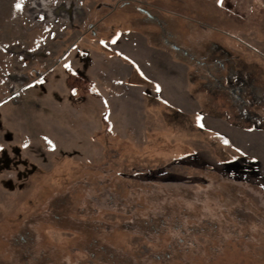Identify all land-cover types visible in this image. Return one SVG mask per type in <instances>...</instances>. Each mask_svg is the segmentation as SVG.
<instances>
[{
  "label": "rangeland",
  "instance_id": "1",
  "mask_svg": "<svg viewBox=\"0 0 264 264\" xmlns=\"http://www.w3.org/2000/svg\"><path fill=\"white\" fill-rule=\"evenodd\" d=\"M0 145V264H111L88 253L80 231L9 219L54 197L40 183L74 163L90 171L71 193L76 205L91 188L108 195L110 173L125 184L109 187L115 205L94 217L109 225L97 238L122 253L186 264L156 257L168 239L145 238L117 205L129 204L131 188L176 176L191 184L173 187L205 195L186 228L211 226L186 259L264 264L260 221L229 236L196 218L221 207L233 216L232 181L264 198V0H0ZM137 200L143 216L155 210L143 191Z\"/></svg>",
  "mask_w": 264,
  "mask_h": 264
},
{
  "label": "trees",
  "instance_id": "2",
  "mask_svg": "<svg viewBox=\"0 0 264 264\" xmlns=\"http://www.w3.org/2000/svg\"><path fill=\"white\" fill-rule=\"evenodd\" d=\"M135 153L140 154L136 152V150ZM88 165L89 164L74 163V170L71 173L57 177V179L53 181H45L43 183H40V191H45L46 187H49L54 197H48L47 199H45V201H40L35 197V203L32 204H30L29 199V203H27L28 205L26 204L27 207H25L22 212L17 214V217H10L9 219L11 221H14L18 219V216L23 215L25 216V221L27 223L40 221L46 223H54L55 225H58L60 227L66 229L70 228L73 230L80 231L81 233H84V231L87 230H94L95 232H97V230L102 229L104 231L108 225L103 222L95 221V219L93 220V218L97 215V212L98 210H100L101 206H107L108 209H110V206L115 205V202L111 200L113 194L112 190H109V187H111L113 183H115L119 187L125 186V184L121 183L119 179L118 181H113L112 179L110 180V177L112 178V176L114 175L113 173H110L111 176L109 177V179L102 181V186L105 188V192H109L108 195H95L91 193V188L89 189V194L87 195V197H84L83 200L80 202V205H76V203L72 201L71 193H74L78 190L79 186L85 184V175L90 173ZM132 169L135 168L132 167ZM175 178L173 181H181V178ZM169 179L170 178L164 181L156 179L155 182H168L170 181ZM131 189L137 192L136 194L134 193L135 195H133V197H130L128 199L129 204H117L119 206V210L127 211L128 214H130V216L132 217L133 221L131 223L135 225H131L130 223V226H134L140 229L141 234L145 238H148L150 241H159L160 238L168 239L166 243L162 244V246L167 250H170L171 248L173 249V247H176L178 246V244H180L179 240H181V237L185 236L183 234V231H191L190 237L192 240L195 241L197 233H200V230H197L198 227L186 228V223L184 221L187 216H190L189 214L191 210L190 208L188 209V207L184 205L181 198H175L171 200L172 197L170 196L171 198L167 199L175 201L174 205L166 204L161 207L160 209L162 210L158 212L156 205L157 201L159 200L158 197L160 196L158 195L155 186L151 187L150 189L137 187ZM140 191H143V193H145L147 197V201L149 200L151 204L155 206V210H153V212L150 213L148 216H143L136 210V203L138 201L137 196L138 192ZM39 195H41L40 192ZM173 208L178 211H175L176 214L175 212H172ZM60 210H62V215L59 212ZM223 219L224 224L227 228L225 230L227 232L225 235L231 236L233 232V228L231 226L233 223L229 220V218ZM9 226L10 225L2 224L4 230H6V228H9ZM170 231H173L174 234H169ZM94 236L96 237V234H94ZM84 242L87 250H91L92 252L97 251L95 258H99L100 261H107L111 264H150L148 261V257L138 259L132 255L122 253L121 251L113 247L110 243H106L105 249L101 250L103 242L98 239L95 241V243L93 240L91 241L90 239L84 240ZM19 254L21 255L22 261H29L28 257L30 256V254L25 249L24 251H21V253L19 252Z\"/></svg>",
  "mask_w": 264,
  "mask_h": 264
},
{
  "label": "flooded vegetation",
  "instance_id": "3",
  "mask_svg": "<svg viewBox=\"0 0 264 264\" xmlns=\"http://www.w3.org/2000/svg\"><path fill=\"white\" fill-rule=\"evenodd\" d=\"M150 19L152 20V18H149V20ZM38 74H39V76L43 75V73H38ZM219 79L220 78H217V80H219ZM213 86H214L215 89H217V88L221 87L222 85H221V83H219V84L214 83ZM256 90H255V93L258 94V92ZM174 182L180 183V184H182V183L183 184H187L188 186H190V184H191V183H187V182H183V181L162 182V185L161 184H159V185L158 184H154V186L156 187V191L158 192V195L160 196V197H158L159 200L157 201V205H156L158 212H160L162 210L160 208L163 207L166 204H171V205L173 204L174 205L175 201H171V200H173L175 198H181V200L183 201L184 205L187 206L188 209H189V206H190L191 212L194 211L195 207H198L199 209H201L203 207V204H205L206 201L204 200L205 199L204 198L205 195L202 194L201 190H200L201 193L200 192L196 193V192L193 191V189H191L190 187H186L184 185H181L179 187H173L172 185L174 184ZM246 187H245V185L242 182L232 181V185H231V189H230V192H231L230 193V198L232 199V197H239L238 198L239 199V204L234 205V206L231 205L232 206V210L230 211V214H232L233 216H229L228 217L229 220L232 221V223H233L232 226H231L233 228L232 235H235V236L237 234H239L243 230V225L246 224L245 222H250L252 225H254V223H256V221L257 222L260 221L264 225V206H262V204H264V203H262V200H264V198H262L260 196L257 199H253V197H251L252 195L250 194L249 189L246 188ZM137 188H142V187H137ZM243 188H245V189H243ZM167 198H171V200H168ZM252 199L256 200L257 202H259L257 204L259 205V207L260 206L261 207L257 208L256 207L257 205L254 204ZM72 201L74 203L76 202L73 199H72ZM175 211L178 212L175 208H173L172 212H175ZM218 211H220L219 214L217 215V217H214V218L213 217H209V218L202 217L201 215L200 216H196L195 215V216H196L198 221L201 220V221L206 222V223L207 222H211V224H214L213 225V229H214V227L216 228L214 230L216 233L217 232L218 233L219 232L220 233L221 232H225L226 233L225 230L227 228H226V225L224 224V221H223L224 220L223 218H227V216L224 213V211H226V210H223L222 207H221L220 209H218ZM59 212L62 215V210H60ZM176 212H175V214H176ZM247 214H254L255 217L253 219H251L250 216L247 215ZM94 219L95 218H93V220ZM95 221L103 222V221H100V220H97V219H95ZM132 221H130V223ZM131 225H135V224L131 223ZM209 226L200 225V226H196V227H198L197 230L201 231V229L202 230L203 229L208 230ZM187 228H195V227H187ZM105 231H106V229L104 231L102 229H99V230H97V232H95L94 230H87V231H84V233H82V234L85 236L84 237L85 240L90 239L91 241L93 240L94 243H95V241L97 239L98 240L100 239V238H97V235L102 234ZM94 234H96V237L94 236ZM169 234H174V233H173V231H170ZM183 234L185 236L181 237V240H179L180 244H178V246L173 247V249L171 248L170 250H167L166 248L163 247L162 251L156 253L157 254L156 257L161 258L163 256V258L167 259V258H172L174 255H177V256L183 257L182 259H184L186 261V264H191L190 261H188L186 258L188 257L187 254L195 253L194 247L196 246V239H195V241L191 239V237H190L191 231H189V230H187L186 232L183 231ZM184 237H185L186 240L184 239ZM100 241L103 242V246L101 247V250H104L105 249V244L108 243V242L102 241V240H100ZM87 251L95 259L97 251L96 252H92L91 250H87ZM240 264H242V263H240Z\"/></svg>",
  "mask_w": 264,
  "mask_h": 264
},
{
  "label": "snow or ice",
  "instance_id": "4",
  "mask_svg": "<svg viewBox=\"0 0 264 264\" xmlns=\"http://www.w3.org/2000/svg\"><path fill=\"white\" fill-rule=\"evenodd\" d=\"M217 3H218V4H219V3H222V0H217ZM16 7H17V8H20L21 5L18 3V4H16ZM113 42L115 43V41H113ZM65 67H69V66H68V65H65ZM196 119H197V121H199L201 118H200L199 116H197ZM201 127H203V125H201ZM45 139L47 140L46 137H45ZM48 143H49L50 145H52V141L48 140ZM225 143H227V141H225ZM27 146H28L27 144L24 145V147H27ZM52 147H53V149H54V145H52ZM0 150H3V145H0Z\"/></svg>",
  "mask_w": 264,
  "mask_h": 264
}]
</instances>
